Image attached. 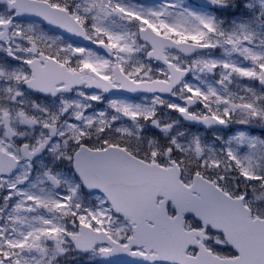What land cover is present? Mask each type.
Masks as SVG:
<instances>
[{
	"label": "snow or ice",
	"instance_id": "snow-or-ice-1",
	"mask_svg": "<svg viewBox=\"0 0 264 264\" xmlns=\"http://www.w3.org/2000/svg\"><path fill=\"white\" fill-rule=\"evenodd\" d=\"M0 264H264V0H0Z\"/></svg>",
	"mask_w": 264,
	"mask_h": 264
}]
</instances>
